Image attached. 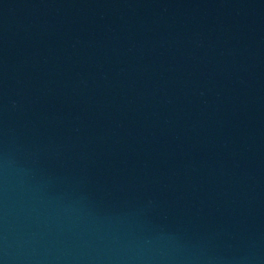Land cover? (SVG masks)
Returning <instances> with one entry per match:
<instances>
[{"label":"water","instance_id":"obj_1","mask_svg":"<svg viewBox=\"0 0 264 264\" xmlns=\"http://www.w3.org/2000/svg\"><path fill=\"white\" fill-rule=\"evenodd\" d=\"M0 264H264V0H0Z\"/></svg>","mask_w":264,"mask_h":264}]
</instances>
